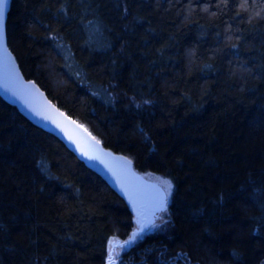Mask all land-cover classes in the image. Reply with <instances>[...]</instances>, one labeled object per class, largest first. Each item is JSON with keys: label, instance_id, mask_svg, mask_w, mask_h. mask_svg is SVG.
Masks as SVG:
<instances>
[{"label": "trees", "instance_id": "16d2710c", "mask_svg": "<svg viewBox=\"0 0 264 264\" xmlns=\"http://www.w3.org/2000/svg\"><path fill=\"white\" fill-rule=\"evenodd\" d=\"M23 74L140 172L170 224L119 264H264V0H12ZM125 197L0 96V264H106Z\"/></svg>", "mask_w": 264, "mask_h": 264}, {"label": "water", "instance_id": "95a60500", "mask_svg": "<svg viewBox=\"0 0 264 264\" xmlns=\"http://www.w3.org/2000/svg\"><path fill=\"white\" fill-rule=\"evenodd\" d=\"M11 2L6 0L3 36L0 38V96L15 105L33 124L57 137L127 200L139 197L149 208L165 206L167 197L160 185L143 176L127 156L105 146L51 100L35 80L23 74L7 40L6 21Z\"/></svg>", "mask_w": 264, "mask_h": 264}, {"label": "rangeland", "instance_id": "374dc122", "mask_svg": "<svg viewBox=\"0 0 264 264\" xmlns=\"http://www.w3.org/2000/svg\"><path fill=\"white\" fill-rule=\"evenodd\" d=\"M150 181L160 185L166 193V204L160 208H149L144 203V200L135 197L127 200L133 214V227L129 234L122 238L119 235L111 236L106 244V264H119L122 255L129 248L141 241L146 235L164 231L170 224L171 218L168 210L173 184L167 177L154 172H142ZM163 181H168L172 185L170 190H166ZM135 239H130L133 235ZM127 242V243H125Z\"/></svg>", "mask_w": 264, "mask_h": 264}, {"label": "snow or ice", "instance_id": "6c2138e0", "mask_svg": "<svg viewBox=\"0 0 264 264\" xmlns=\"http://www.w3.org/2000/svg\"><path fill=\"white\" fill-rule=\"evenodd\" d=\"M6 6V0H0V38L3 36V26H4V8ZM91 158V157H90ZM165 185L166 190H170L172 185L168 181L162 182ZM136 235L134 234L133 237L130 239H135ZM127 243V242H125Z\"/></svg>", "mask_w": 264, "mask_h": 264}]
</instances>
